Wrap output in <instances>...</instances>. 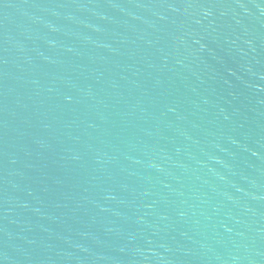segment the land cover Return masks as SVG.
<instances>
[{
	"label": "water",
	"instance_id": "1",
	"mask_svg": "<svg viewBox=\"0 0 264 264\" xmlns=\"http://www.w3.org/2000/svg\"><path fill=\"white\" fill-rule=\"evenodd\" d=\"M0 264H264V0H0Z\"/></svg>",
	"mask_w": 264,
	"mask_h": 264
}]
</instances>
